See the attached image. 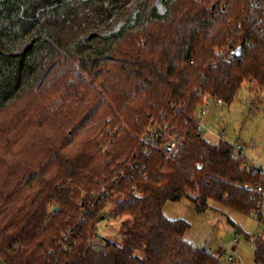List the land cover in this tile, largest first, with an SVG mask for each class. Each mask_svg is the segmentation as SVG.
<instances>
[{
	"label": "trees",
	"instance_id": "16d2710c",
	"mask_svg": "<svg viewBox=\"0 0 264 264\" xmlns=\"http://www.w3.org/2000/svg\"><path fill=\"white\" fill-rule=\"evenodd\" d=\"M164 6L0 0V264H229L162 209L257 207L264 175L208 142L197 110L208 97L229 106L243 84L264 91V0ZM151 122L180 136L177 155L143 140ZM106 216L119 239L103 254L91 240ZM252 242L264 264V239Z\"/></svg>",
	"mask_w": 264,
	"mask_h": 264
},
{
	"label": "rangeland",
	"instance_id": "374dc122",
	"mask_svg": "<svg viewBox=\"0 0 264 264\" xmlns=\"http://www.w3.org/2000/svg\"><path fill=\"white\" fill-rule=\"evenodd\" d=\"M166 0H155V6L160 14L165 12L164 2ZM117 12L115 11V14ZM134 13L132 18H134ZM90 27H105L109 22L106 16L98 15L95 11L89 12ZM124 22L119 21L115 28ZM133 21H131V24ZM251 86L254 82L250 83ZM248 85L243 84L238 91L233 102L227 106L221 101L208 97L203 108L206 113L198 118L199 129L203 137L210 143H218L217 134L224 132L223 141L231 145L239 143L242 147V154L250 161L257 162L264 167V91L258 94H249ZM253 91V90H252ZM254 99L250 103L248 99ZM249 106L252 110H249ZM261 156V157H260ZM215 205V204H213ZM219 210L208 209L198 213L194 210L192 203L187 199L177 202L167 201L163 205V214L170 219H184L190 224L189 230L185 233L184 239L194 246H205L216 249L217 244L230 248V241L234 233H238V249L235 254L243 255L245 261L239 264H251V240L254 235H259L264 239V221L258 224L254 215H243L229 208L219 206ZM97 233L92 241H99L105 245L106 240L119 239L117 230L119 221H114L108 216L97 225ZM240 228V230H238ZM239 231V232H238ZM106 249V247H105ZM106 252V251H105ZM104 254V253H103ZM225 262H227L225 260Z\"/></svg>",
	"mask_w": 264,
	"mask_h": 264
},
{
	"label": "built area",
	"instance_id": "2783aa9c",
	"mask_svg": "<svg viewBox=\"0 0 264 264\" xmlns=\"http://www.w3.org/2000/svg\"><path fill=\"white\" fill-rule=\"evenodd\" d=\"M217 56L221 59L225 57V53L223 51H218ZM253 99L250 98V103H252ZM204 106V105H203ZM202 107H200L197 110V117L204 115L206 113V110ZM249 110H252V107L249 106ZM199 124V123H198ZM224 132L221 131L219 134H217L218 139L220 141H223V135ZM143 140L151 147L158 148L161 152H163L165 155L169 157H173L178 154V152L183 147V141L180 138V136L177 133H170L168 130V126L166 124H157L152 123L149 127V129L146 131V133L143 134ZM232 148L234 150V156L239 157L243 156V166L246 167L248 170L252 171H260L262 175H264V167L257 162L250 161L242 154V147L239 143H236L232 145ZM257 207L255 210H253V214L257 220L258 224H260V220L264 216V187L260 192V199L257 201ZM235 238L233 241H236L238 234H235ZM255 238V235L254 237ZM253 241V240H252ZM92 246L100 253H105V245L102 243H99V241H92ZM252 248H253V242H252ZM208 251L211 254L215 255H221L224 260L227 261L229 264H239L240 260L236 256L234 252V247H230L228 249H225L222 247L221 243L217 244L216 249L207 248Z\"/></svg>",
	"mask_w": 264,
	"mask_h": 264
},
{
	"label": "crops",
	"instance_id": "0c3cea01",
	"mask_svg": "<svg viewBox=\"0 0 264 264\" xmlns=\"http://www.w3.org/2000/svg\"><path fill=\"white\" fill-rule=\"evenodd\" d=\"M248 85V88H247V91H248V93L251 95V94H253L254 93V95L255 94H258L259 93V91H252V90H250V87H251V84H247ZM248 101L250 102V100L248 99ZM253 103H254V99H253V101H252ZM261 157V156H260ZM262 163H264L263 161H262V159L260 160ZM264 217V216H263ZM238 230H240V228L238 229ZM239 232V231H238ZM235 234H238V233H234V235L232 234V236H234L232 239H231V241H230V247H234V251H235V249L237 250L238 249V243H237V241H238V237H239V234H238V237H237V239H236V241H233L234 240V238H235ZM222 245V244H221ZM223 247V246H222ZM223 248H225V247H223ZM225 249H227V248H225ZM252 250H253V248H252V240H251V252H252ZM236 256L239 258V260L240 261H245V257L241 254V255H239V254H236ZM251 261H252V263L251 264H253V260L251 259Z\"/></svg>",
	"mask_w": 264,
	"mask_h": 264
},
{
	"label": "water",
	"instance_id": "95a60500",
	"mask_svg": "<svg viewBox=\"0 0 264 264\" xmlns=\"http://www.w3.org/2000/svg\"><path fill=\"white\" fill-rule=\"evenodd\" d=\"M237 54H239V51H238V49H237V50H235L234 52H232V54H231V55H237ZM54 209H56V208H54Z\"/></svg>",
	"mask_w": 264,
	"mask_h": 264
}]
</instances>
